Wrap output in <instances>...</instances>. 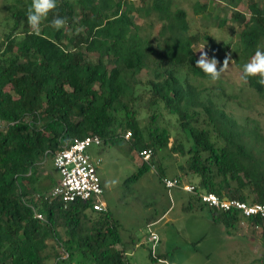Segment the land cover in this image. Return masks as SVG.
<instances>
[{
	"label": "trees",
	"instance_id": "1",
	"mask_svg": "<svg viewBox=\"0 0 264 264\" xmlns=\"http://www.w3.org/2000/svg\"><path fill=\"white\" fill-rule=\"evenodd\" d=\"M15 1L14 24L0 41V264H131L124 244L117 248L120 225L109 211L96 212L86 202L64 209L60 200L46 199L58 180L42 171L43 164L52 161L55 168L59 151L88 137H99L100 147L126 142L131 152L151 153L128 183L152 168L163 183L166 169L152 158L167 149L180 153L182 170L199 178L193 202L227 229L238 227L241 214L209 208L200 194L264 204L263 131L226 110L228 103L247 110V103L223 87L192 81H213L196 67L198 44L205 42L219 60L228 57L230 44L193 33L176 0H140V7L139 0H57L56 12L67 24L54 29L56 12L50 13L39 34L27 23L31 0ZM243 1L249 14L237 10ZM228 4L240 29L235 64L241 78L242 66L264 46V0ZM194 13L225 28L214 0L198 2ZM258 80L241 79L242 89L264 100ZM165 113L185 138L177 136L171 147V133L161 125ZM93 146L86 153L99 174L102 159L90 154ZM246 220L264 231V218ZM62 247L68 260H60Z\"/></svg>",
	"mask_w": 264,
	"mask_h": 264
},
{
	"label": "rangeland",
	"instance_id": "2",
	"mask_svg": "<svg viewBox=\"0 0 264 264\" xmlns=\"http://www.w3.org/2000/svg\"><path fill=\"white\" fill-rule=\"evenodd\" d=\"M209 1L176 0L175 6L187 12L193 33L201 35L207 33L221 45L230 44L227 56H230L231 60L228 69L218 80L192 78V81L199 87H223L229 95H238L244 104L247 103L245 105L247 110L236 103H228L227 112L241 124H246L248 120L253 126L257 124L264 134V100L254 90L242 89L240 71L235 64L240 29L231 20L234 11L228 0H214L218 10L223 11L220 21L226 20L225 28L217 27L215 18L205 19L194 13L195 4L198 2L206 4ZM141 4L140 0L136 1V6L140 7ZM16 7L18 8V5L15 0H0V41H3L5 35L11 31L14 24L11 13ZM237 10L249 14L248 2L243 1ZM133 17L138 24L143 25L144 21L139 19L137 14ZM204 45L209 58L213 57L205 42L198 44L197 48L200 49ZM197 55L200 53L197 52ZM220 59L218 67L223 64V57ZM225 101L226 99L223 100ZM142 118L147 119V116L142 115ZM175 122L176 119L167 113L161 118V125L166 127L172 136L170 147L177 136L181 140L185 139L183 135H179L180 131L175 127ZM128 148V143L124 142L119 146H93L89 150L93 157L102 159L99 175L104 183L103 202L120 225L119 231L126 251V260L131 264H264L262 228L250 226L241 219L236 229H227L223 223L214 221L208 209H200L195 205L190 193L181 188L167 189L154 168L138 181L128 183L127 180L134 176L144 163L140 153L131 152ZM152 159L162 162L167 177H181L184 182L193 185L199 182L198 176L182 170L186 165V158L180 153H172L167 149L159 151ZM52 164V161H47L43 164L42 171H52L54 179L59 180L60 172L53 168ZM151 223L155 224L148 227ZM150 229L160 238L155 261L150 257L152 246L149 242ZM231 232L235 240H230L228 235ZM60 233L62 236L65 235V230L61 229ZM254 241L256 245H253Z\"/></svg>",
	"mask_w": 264,
	"mask_h": 264
},
{
	"label": "built area",
	"instance_id": "3",
	"mask_svg": "<svg viewBox=\"0 0 264 264\" xmlns=\"http://www.w3.org/2000/svg\"><path fill=\"white\" fill-rule=\"evenodd\" d=\"M93 145H101L99 137H88L82 141L77 140L74 144L65 147L55 155L54 165L60 172L61 179L53 189L50 197L51 199L61 200L65 204V208L71 203L83 201L92 202L96 211H103L104 209L101 203L103 187L97 165L86 153L87 149ZM142 156L145 161H148L152 155L149 151H144ZM164 184L168 189L181 187L178 178H166ZM183 189L190 193H196L195 187L191 185H185ZM201 200L208 207L218 211H237L245 218H264V204L220 198L212 193L202 194ZM39 217L41 218V216ZM151 240L157 244L159 238L152 232Z\"/></svg>",
	"mask_w": 264,
	"mask_h": 264
},
{
	"label": "clouds",
	"instance_id": "4",
	"mask_svg": "<svg viewBox=\"0 0 264 264\" xmlns=\"http://www.w3.org/2000/svg\"><path fill=\"white\" fill-rule=\"evenodd\" d=\"M57 8H58L57 0H31V4L27 8V12H26L27 23H28L30 29L32 31H34L35 33L39 34V32L41 30L42 23L48 18V16H49L50 13L56 12ZM66 24H67V18L60 16L59 13L56 12V14L53 16V19L51 20V27H53L56 30H60ZM195 52H199L200 53L199 58L196 60V67L199 68L206 76H208L213 81L218 80L221 77V75L229 67V62L231 60V57L230 56L226 57L223 60L222 66L218 67V65L220 64V61L215 56L209 58L207 52L205 51V45L202 46L200 49H198ZM255 77H259L258 82L260 84L264 85V46H259L258 45L257 48H256V50H255V52H254V54L250 58V60L242 66V76H241V79L247 81L249 78H255ZM0 123H1V121H0ZM142 159H143V156H142ZM143 161L144 162H147L144 159H143ZM167 178H178V177H167ZM60 179L58 180V183H59ZM180 182H181V187H174V188H181L183 191H185L183 189V187L185 185L194 186V185H192L190 183H187V182H183L182 183L181 180H180ZM163 184H164V180H163ZM102 187H103V182H102ZM52 191L47 195V198H46L47 200H49V202H51L53 200L50 197V194L52 193ZM185 192H188V191H185ZM195 192L197 193V190L196 189H195ZM188 193H190V192H188ZM196 193H190V194L191 195H195ZM203 194H210V193H203ZM212 194H214V193H212ZM103 195H104V187H103ZM201 195L202 194H200V198H201ZM224 198L225 199H230L228 197H224ZM60 202H62V201L60 200ZM77 202H83V201H77ZM201 202H202V200H201ZM74 203H71V204L67 205L68 207L65 208V204L62 202L64 209H68L69 206H71ZM86 203L91 204L92 209L94 211H96L94 209V207H93V203L92 202H86ZM101 203L104 206L103 211H96V212H106V211H108L107 210V206L103 202V198H102ZM205 206H207V205H205ZM219 212H224V211H219ZM39 216H41V218ZM36 217L39 220H41V221H44L45 220V217L42 214L36 213ZM241 217L247 222V220H246L245 217H243L242 215H241ZM153 224H155V223L148 224V227L153 226ZM152 232L155 233L157 236H158V234L150 229V232H149V242L152 244L150 251H151L152 257L155 258V257H157V249H158V246H159L158 244L160 243V238L158 236L159 240H158L157 244H155V242L151 240V233ZM153 247H155V249H153ZM69 256H70L69 252L65 248L62 247L61 248V259L60 260H68L69 259Z\"/></svg>",
	"mask_w": 264,
	"mask_h": 264
},
{
	"label": "crops",
	"instance_id": "5",
	"mask_svg": "<svg viewBox=\"0 0 264 264\" xmlns=\"http://www.w3.org/2000/svg\"><path fill=\"white\" fill-rule=\"evenodd\" d=\"M103 187H104V183H103ZM232 232L228 235L229 236V238H230V240L232 239V240H235L236 238L235 237H233L232 236ZM243 235V234H242ZM247 236V235H246ZM230 240H229V242H230ZM257 243H256V241H254L253 242V245H256ZM117 248H119V249H122L123 248V243H122V245H120V247L118 246Z\"/></svg>",
	"mask_w": 264,
	"mask_h": 264
}]
</instances>
